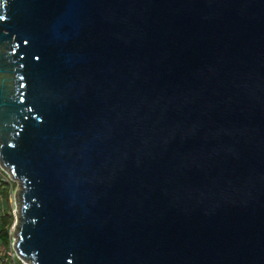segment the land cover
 <instances>
[{
    "label": "water",
    "instance_id": "water-1",
    "mask_svg": "<svg viewBox=\"0 0 264 264\" xmlns=\"http://www.w3.org/2000/svg\"><path fill=\"white\" fill-rule=\"evenodd\" d=\"M0 168L30 264H264V0H0Z\"/></svg>",
    "mask_w": 264,
    "mask_h": 264
},
{
    "label": "rangeland",
    "instance_id": "rangeland-1",
    "mask_svg": "<svg viewBox=\"0 0 264 264\" xmlns=\"http://www.w3.org/2000/svg\"><path fill=\"white\" fill-rule=\"evenodd\" d=\"M1 183L5 184L9 188L7 196H5L3 199L6 201V204L3 201H0V209H3L4 205V212L1 210V213L3 212V214H6L10 210L9 212L13 217V222L9 229L11 238L10 243H12L9 246H4L0 242V264H30L29 261L20 259L18 257L17 251L15 250V244L18 240L16 225L20 213V185L17 181L12 179L10 173H7L0 168V184Z\"/></svg>",
    "mask_w": 264,
    "mask_h": 264
},
{
    "label": "trees",
    "instance_id": "trees-1",
    "mask_svg": "<svg viewBox=\"0 0 264 264\" xmlns=\"http://www.w3.org/2000/svg\"><path fill=\"white\" fill-rule=\"evenodd\" d=\"M8 191H9V188L5 184L1 183L0 184V198H4L5 196H7ZM9 211L8 213L3 214V216L1 217V222H0V242L4 246H9L12 243V242L10 243L11 238L9 234V229L12 225L13 217L11 216Z\"/></svg>",
    "mask_w": 264,
    "mask_h": 264
},
{
    "label": "crops",
    "instance_id": "crops-1",
    "mask_svg": "<svg viewBox=\"0 0 264 264\" xmlns=\"http://www.w3.org/2000/svg\"><path fill=\"white\" fill-rule=\"evenodd\" d=\"M4 198H0V201H3L5 204H6V201L5 200H3ZM1 210L4 212V205H3V209L1 208L0 209V219H1V217L3 216V212L1 213Z\"/></svg>",
    "mask_w": 264,
    "mask_h": 264
}]
</instances>
